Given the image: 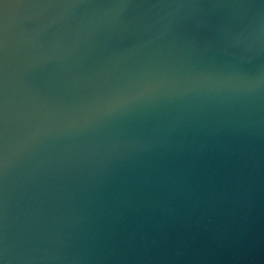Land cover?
Listing matches in <instances>:
<instances>
[{"label":"water","instance_id":"1","mask_svg":"<svg viewBox=\"0 0 264 264\" xmlns=\"http://www.w3.org/2000/svg\"><path fill=\"white\" fill-rule=\"evenodd\" d=\"M0 260L264 264V0L0 4Z\"/></svg>","mask_w":264,"mask_h":264},{"label":"snow or ice","instance_id":"2","mask_svg":"<svg viewBox=\"0 0 264 264\" xmlns=\"http://www.w3.org/2000/svg\"><path fill=\"white\" fill-rule=\"evenodd\" d=\"M4 2H5V0H0V4H3ZM121 103H123V102H121ZM0 264H3L2 260H0Z\"/></svg>","mask_w":264,"mask_h":264}]
</instances>
